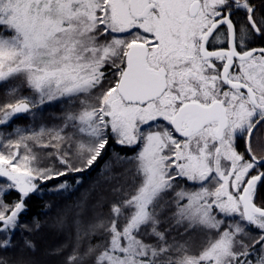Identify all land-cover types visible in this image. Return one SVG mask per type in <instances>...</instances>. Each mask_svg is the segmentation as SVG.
I'll return each mask as SVG.
<instances>
[{
    "label": "snow or ice",
    "instance_id": "6c2138e0",
    "mask_svg": "<svg viewBox=\"0 0 264 264\" xmlns=\"http://www.w3.org/2000/svg\"><path fill=\"white\" fill-rule=\"evenodd\" d=\"M257 42L253 0H0V264H37L28 201L76 191L110 149L108 195L57 214L52 227L73 231L49 255L264 264Z\"/></svg>",
    "mask_w": 264,
    "mask_h": 264
},
{
    "label": "trees",
    "instance_id": "16d2710c",
    "mask_svg": "<svg viewBox=\"0 0 264 264\" xmlns=\"http://www.w3.org/2000/svg\"><path fill=\"white\" fill-rule=\"evenodd\" d=\"M60 112L61 108L59 105L48 107L44 113L45 119L49 122H55V117L59 116ZM18 123L19 126L22 127L25 121L21 120ZM110 155L111 149L91 171L82 174L83 182L76 191L62 195H53L49 193L33 195L28 201V209L23 219L30 225L34 223V219H38L41 224L39 231L32 233L30 236L36 244L35 253H30V255H34L37 264H64L65 257L71 251V247L67 248L63 255H49L48 253L69 240L73 231L71 228V221H69V227L63 231L53 228V221L58 213L63 211L66 207L76 204L82 197H89L88 204L92 205L95 203L100 193L106 196L108 195L107 189L109 188V184L106 183L101 176L100 170L104 166V161L108 160ZM123 167L116 168L115 171L121 172L123 171ZM93 188H95V191H91ZM15 195L16 193L13 192L8 199L11 200ZM46 205H50V207H46ZM104 211L107 212L106 206ZM90 214L91 213H89V215ZM180 231L183 232V229H180ZM24 235L28 234L25 233ZM191 235L194 241L199 240V234L192 233ZM14 242L17 244V248L9 254H14L19 251V245L22 243V237L19 233L14 238Z\"/></svg>",
    "mask_w": 264,
    "mask_h": 264
},
{
    "label": "flooded vegetation",
    "instance_id": "af4514ba",
    "mask_svg": "<svg viewBox=\"0 0 264 264\" xmlns=\"http://www.w3.org/2000/svg\"><path fill=\"white\" fill-rule=\"evenodd\" d=\"M253 3H255L258 6V11L261 9H264V3H262V0H253ZM238 16H243V13H239ZM254 46H264L261 45L260 42H257ZM257 137H264V125H261L257 130Z\"/></svg>",
    "mask_w": 264,
    "mask_h": 264
},
{
    "label": "rangeland",
    "instance_id": "374dc122",
    "mask_svg": "<svg viewBox=\"0 0 264 264\" xmlns=\"http://www.w3.org/2000/svg\"><path fill=\"white\" fill-rule=\"evenodd\" d=\"M197 243L199 242V240H195Z\"/></svg>",
    "mask_w": 264,
    "mask_h": 264
}]
</instances>
